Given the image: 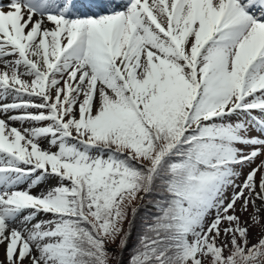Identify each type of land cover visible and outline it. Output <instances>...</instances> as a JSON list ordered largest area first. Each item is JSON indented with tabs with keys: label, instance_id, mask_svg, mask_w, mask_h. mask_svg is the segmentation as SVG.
Returning <instances> with one entry per match:
<instances>
[{
	"label": "snow or ice",
	"instance_id": "1",
	"mask_svg": "<svg viewBox=\"0 0 264 264\" xmlns=\"http://www.w3.org/2000/svg\"><path fill=\"white\" fill-rule=\"evenodd\" d=\"M74 8L0 0V264H264V0Z\"/></svg>",
	"mask_w": 264,
	"mask_h": 264
},
{
	"label": "trees",
	"instance_id": "2",
	"mask_svg": "<svg viewBox=\"0 0 264 264\" xmlns=\"http://www.w3.org/2000/svg\"><path fill=\"white\" fill-rule=\"evenodd\" d=\"M153 197L145 196L142 200H136L129 208V217L128 219L132 221L131 227V239L129 240L128 251L124 253V259L127 261L129 251L132 249L133 245L136 244L139 234L143 231L145 224L151 223V213L155 211V209L149 208L147 205L151 204V200ZM136 207L138 210L133 218L131 208ZM146 207V208H145ZM127 228V222L125 224ZM110 247H115V245H110ZM115 264V262H113Z\"/></svg>",
	"mask_w": 264,
	"mask_h": 264
},
{
	"label": "rangeland",
	"instance_id": "3",
	"mask_svg": "<svg viewBox=\"0 0 264 264\" xmlns=\"http://www.w3.org/2000/svg\"><path fill=\"white\" fill-rule=\"evenodd\" d=\"M101 14H105V12H104V13H101ZM13 126L20 127V124H19V123H16V124H14ZM25 126H27V125H25ZM45 146H46V145H45ZM261 160H264V157H259V158H257V160H256V164H259ZM253 166H254V165H253ZM244 171L247 172V171H248V168L246 167V168L244 169ZM52 182L54 183V181H52ZM147 206H148L149 208H152V205H151V204H149V205H147ZM237 207L239 208V205H237ZM145 208H146V207H145ZM248 211L251 212V211H252V208L249 207ZM242 218H243V219H247L246 216H242ZM258 233H259V229H258V228H252V229H251V237H252L253 239L258 238Z\"/></svg>",
	"mask_w": 264,
	"mask_h": 264
}]
</instances>
